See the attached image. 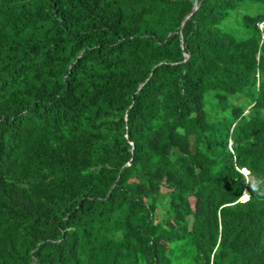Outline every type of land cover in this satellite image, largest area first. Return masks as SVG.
Masks as SVG:
<instances>
[{
  "label": "trees",
  "instance_id": "16d2710c",
  "mask_svg": "<svg viewBox=\"0 0 264 264\" xmlns=\"http://www.w3.org/2000/svg\"><path fill=\"white\" fill-rule=\"evenodd\" d=\"M194 1L0 0V264H264V0Z\"/></svg>",
  "mask_w": 264,
  "mask_h": 264
},
{
  "label": "clouds",
  "instance_id": "9594fccd",
  "mask_svg": "<svg viewBox=\"0 0 264 264\" xmlns=\"http://www.w3.org/2000/svg\"><path fill=\"white\" fill-rule=\"evenodd\" d=\"M241 175L244 177V183L245 184H249L250 181V170L249 169H241L240 170ZM251 190L252 192H256L259 195H264V193H262L258 187L257 184L252 183L251 184ZM250 199V195L247 191H244L242 193V195L239 197L238 202H243V203H247Z\"/></svg>",
  "mask_w": 264,
  "mask_h": 264
},
{
  "label": "water",
  "instance_id": "95a60500",
  "mask_svg": "<svg viewBox=\"0 0 264 264\" xmlns=\"http://www.w3.org/2000/svg\"><path fill=\"white\" fill-rule=\"evenodd\" d=\"M197 1L198 0H195L194 1L192 12L185 18V20H187L188 18H190L192 16V14L196 11V9H197ZM186 57H188V55H186Z\"/></svg>",
  "mask_w": 264,
  "mask_h": 264
}]
</instances>
